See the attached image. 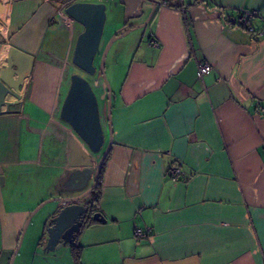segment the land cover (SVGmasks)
<instances>
[{"label":"crops","instance_id":"crops-1","mask_svg":"<svg viewBox=\"0 0 264 264\" xmlns=\"http://www.w3.org/2000/svg\"><path fill=\"white\" fill-rule=\"evenodd\" d=\"M103 1L98 71L109 39L152 7ZM64 8L0 0V79L14 93L8 110L0 107V264H9L37 205L71 191L69 145L78 137L60 108L83 28ZM240 9L256 11L248 23L264 28V0H157L139 33L113 42L110 129L107 84L86 76L106 136L94 166L111 135L87 197L105 221L89 217L72 244L45 251L64 205L49 201L29 220L12 264H264V36L237 25ZM204 61L212 69L197 77ZM171 165L183 170L176 180Z\"/></svg>","mask_w":264,"mask_h":264},{"label":"water","instance_id":"water-1","mask_svg":"<svg viewBox=\"0 0 264 264\" xmlns=\"http://www.w3.org/2000/svg\"><path fill=\"white\" fill-rule=\"evenodd\" d=\"M150 1L152 7L145 21L141 24L133 25L119 34L115 33L106 43L100 55L99 69L108 88L107 113L109 129L111 125V103L110 86L104 74L106 55L117 38L126 35L132 29L141 28L149 22L157 5V0ZM64 12L83 28L75 41L72 63L84 74L93 76L97 71L95 60L99 53L105 22V5L101 2H74L67 5L64 8ZM8 93L14 94L11 87L0 79V107L5 106L7 110L13 104V102L5 99ZM60 118L70 126L80 141H72L69 145L71 163L76 167L65 184L71 191L67 196L45 199L39 203L29 214L21 232L22 238L29 220L45 203L49 201L64 203L51 217L50 225L46 229L45 251L54 250L65 244H72L87 218L91 217L95 220L105 221L99 212H93L90 209L91 206L87 202V196L97 185L100 169L111 147V135L107 146L94 166L95 154L102 151L106 136L100 120L98 98L87 77L77 72L70 75V85L60 108ZM3 178L4 176L0 169L1 184H3ZM90 180H93L92 185H90ZM20 241L9 264L13 263Z\"/></svg>","mask_w":264,"mask_h":264},{"label":"built area","instance_id":"built-area-1","mask_svg":"<svg viewBox=\"0 0 264 264\" xmlns=\"http://www.w3.org/2000/svg\"><path fill=\"white\" fill-rule=\"evenodd\" d=\"M90 0H61V8L66 7L67 5L74 3V2H87ZM165 2V1H164ZM256 11L248 10V9H240L238 11V16L236 18V23L238 26L245 27L249 33H251L255 38L264 36V28H255L248 23L251 16L255 15ZM149 43L153 45H157L156 41L150 39ZM212 66L209 62L204 61L198 64L196 70V76L201 77L204 74H207L211 71ZM168 174L172 180H176L183 175V170L177 165H171L168 168ZM134 235L136 237H142L145 233L140 228L134 229Z\"/></svg>","mask_w":264,"mask_h":264},{"label":"rangeland","instance_id":"rangeland-1","mask_svg":"<svg viewBox=\"0 0 264 264\" xmlns=\"http://www.w3.org/2000/svg\"><path fill=\"white\" fill-rule=\"evenodd\" d=\"M90 1H92V0H90ZM106 0H104L103 2H105ZM92 2H96V0H93ZM106 12V11H105ZM140 29H142V28H138V29H135V30H133L132 32H129V34H126V35H124V36H122L121 37V39H128L127 37H129L128 35H130V33H139V32H136V31H140ZM132 35H136V34H132ZM118 41H119V39H118ZM112 46V45H111ZM111 48V47H110ZM110 50V49H109ZM109 52V51H108ZM110 55L111 54H108L107 53V55H106V59H105V63H104V74H105V76H106V80L108 81V83H109V79L111 78V71L109 70V59H110ZM77 73H79L80 75H82V76H84V77H86L87 75H85L83 72H81L78 68H77ZM95 74H96V76H102L101 75V72L100 71H96L95 72ZM105 108L107 109V104H106V106H105ZM99 156V154L97 153V154H95V158L94 159H97V157ZM92 180H90V183L92 184Z\"/></svg>","mask_w":264,"mask_h":264},{"label":"flooded vegetation","instance_id":"flooded-vegetation-1","mask_svg":"<svg viewBox=\"0 0 264 264\" xmlns=\"http://www.w3.org/2000/svg\"><path fill=\"white\" fill-rule=\"evenodd\" d=\"M99 175H100V172H99ZM98 182H99V177H98ZM98 182H97V184H98ZM92 184H93V182H92ZM92 184L90 183V185H92ZM90 185H89V186H90ZM89 186H88V187H89ZM92 191H93V190H92ZM92 191H91V192H92ZM91 192H90V193H91ZM90 193H89V194H90ZM89 194H88V195H89ZM87 197H88V196H87ZM90 209H91V208H90Z\"/></svg>","mask_w":264,"mask_h":264},{"label":"trees","instance_id":"trees-1","mask_svg":"<svg viewBox=\"0 0 264 264\" xmlns=\"http://www.w3.org/2000/svg\"><path fill=\"white\" fill-rule=\"evenodd\" d=\"M101 171V170H100Z\"/></svg>","mask_w":264,"mask_h":264}]
</instances>
